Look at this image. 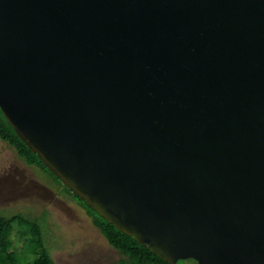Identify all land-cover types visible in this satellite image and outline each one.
Instances as JSON below:
<instances>
[{"label": "water", "instance_id": "95a60500", "mask_svg": "<svg viewBox=\"0 0 264 264\" xmlns=\"http://www.w3.org/2000/svg\"><path fill=\"white\" fill-rule=\"evenodd\" d=\"M0 112L161 260L264 264V0H0Z\"/></svg>", "mask_w": 264, "mask_h": 264}, {"label": "rangeland", "instance_id": "374dc122", "mask_svg": "<svg viewBox=\"0 0 264 264\" xmlns=\"http://www.w3.org/2000/svg\"><path fill=\"white\" fill-rule=\"evenodd\" d=\"M16 214L39 223L54 264H114L121 257L61 186L0 140V215ZM18 231L11 234L12 251L23 257L34 247Z\"/></svg>", "mask_w": 264, "mask_h": 264}, {"label": "trees", "instance_id": "16d2710c", "mask_svg": "<svg viewBox=\"0 0 264 264\" xmlns=\"http://www.w3.org/2000/svg\"><path fill=\"white\" fill-rule=\"evenodd\" d=\"M0 140L11 147L25 164L38 168L55 184L61 186L63 191L82 207L93 227L98 230L106 243L121 256L114 264H170L161 260L147 248L135 242L131 237L115 229L111 224L98 216L91 207L63 186L59 179L53 176L40 162L37 156L31 153L26 145L16 136L1 112ZM15 227L19 228L18 232L21 237H27V245H32L34 247L23 257H18L12 251L10 238ZM0 264H54L44 246L41 226L38 222L20 214L11 216L0 215ZM174 264H195V262L191 259H187L178 260Z\"/></svg>", "mask_w": 264, "mask_h": 264}]
</instances>
